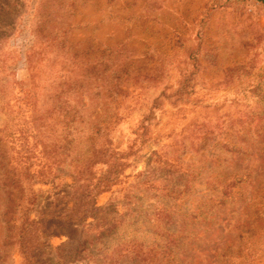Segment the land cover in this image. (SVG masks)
Listing matches in <instances>:
<instances>
[{"label": "rangeland", "instance_id": "374dc122", "mask_svg": "<svg viewBox=\"0 0 264 264\" xmlns=\"http://www.w3.org/2000/svg\"><path fill=\"white\" fill-rule=\"evenodd\" d=\"M200 220L194 264H264V0H0V264L166 262Z\"/></svg>", "mask_w": 264, "mask_h": 264}, {"label": "trees", "instance_id": "16d2710c", "mask_svg": "<svg viewBox=\"0 0 264 264\" xmlns=\"http://www.w3.org/2000/svg\"><path fill=\"white\" fill-rule=\"evenodd\" d=\"M56 109H58V108L56 107ZM66 109L69 111L68 108H66ZM77 117H78V115H76V118H74L72 120H68V122L69 123H72V122L75 123ZM107 118H108V116H107ZM43 124H44V122H42V124H40V127H39L40 131H42ZM6 135L7 136H11L9 134H6ZM41 135H42L41 138L44 141L45 140L49 141V140L52 139L50 136L44 135L43 132L41 133ZM40 141H41V139H40ZM52 152H53V150H52ZM220 178H221V176H220ZM223 179H219L214 184V188L213 189L215 190L216 193H218L216 195V199L214 200V202H217L216 205L225 206V205H227L230 202L232 204L235 203V202L236 203L241 202L242 199L244 198V194L242 192H240V191H235L234 190L235 184H232V185H228L227 184L224 187L222 185L224 183ZM233 181L238 183V184H240L242 182V178L241 177L240 178L236 177V180L234 179ZM222 188H225V190L222 191L221 190ZM203 206L204 205L201 206L202 208L196 214L197 218H200V217H203V216L206 217L208 215V213L206 211V208L204 207V209H203ZM94 211H95V208L92 206V207H89V208L85 209V211L82 210V212L79 215H75L74 214L73 216L67 217V219H70V221H73L74 219L75 220H80V219H83L85 217L91 216L94 213ZM205 222L210 224V225L213 223L212 220H210V221L200 220L198 223L196 222V223H192L189 226L187 225L186 226L187 229H186L184 234L177 235L175 238H172L170 241L166 240V241H164L161 244L162 249L158 253L162 254L161 257L164 260H166V262H163L162 260H159V258H158V261L156 262L155 259H154V256H151V251H150V256L145 255L144 258H143V261L144 262L145 261H149L148 264H194L192 261H190L191 260L190 257L184 256V254H186L188 252L189 253L197 252L196 249H198L197 248V243L199 242V240L196 238V235H197V233H195L196 226H198L197 224H199V226H200L201 224H203ZM209 227H211V226H209ZM243 228H245V227H243ZM225 250L226 251L223 253V255L226 257V259L224 260L225 261L224 264H230L229 263L230 258L228 257L227 254L229 252V254L231 255V253H230L231 251H229V249H225ZM190 251H194V252H190ZM200 252L203 253V254H207V253H209V250H208V248H206V249H204V251L200 250ZM156 254H157V252H156ZM232 259H234V257H232Z\"/></svg>", "mask_w": 264, "mask_h": 264}]
</instances>
